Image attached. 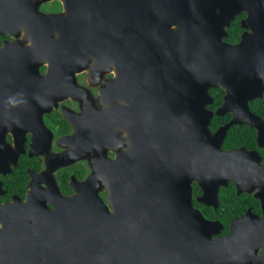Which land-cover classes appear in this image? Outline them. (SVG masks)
Wrapping results in <instances>:
<instances>
[{
	"label": "flooded vegetation",
	"instance_id": "af4514ba",
	"mask_svg": "<svg viewBox=\"0 0 264 264\" xmlns=\"http://www.w3.org/2000/svg\"><path fill=\"white\" fill-rule=\"evenodd\" d=\"M261 2L254 6L260 17L264 16V0ZM119 3L0 0V264H123L120 255H126L127 264H132L129 255L135 244L129 241L134 239H129V227L136 217L143 213L153 224L161 217L178 222V201L168 202L166 193L178 191L176 169L169 167L166 179L160 166L155 168L152 184L146 169V185L135 184L134 119L125 117L127 112L122 109L128 102L115 99L111 86L117 78L112 63L118 45ZM106 6L115 18L109 9L102 12ZM250 10L243 8L235 14L226 42L238 43L243 33L251 31L242 26ZM233 24L240 27L236 42L226 40ZM72 31L87 33L84 41L72 40ZM109 46L112 63L102 73L96 63ZM72 53L79 54L80 61L88 64L86 68L74 69ZM226 93L222 87L210 89V133L238 115L241 121L227 129L222 150L243 148L258 153L264 165V88L260 96L247 102L249 111L242 107L240 112L218 115ZM151 102L156 105L155 99ZM255 119L262 122L254 125L250 120L257 122ZM162 136L160 125L145 134L148 142H158ZM174 138L171 130L168 141ZM125 153L131 156L127 167L113 169V161ZM103 168L114 180L112 190L103 184ZM93 176L97 177L95 183L86 185ZM257 179L258 185L243 191L229 179L208 202L199 200L204 190L197 181L192 183L193 206L215 223L206 232L207 237L212 235L215 249L212 264H246L243 233L247 226L241 219L248 212L264 216V173ZM125 180L127 185H121ZM118 187L127 194L117 195ZM111 191L116 194L113 200L108 199ZM95 193L102 201L95 200ZM135 194H144L143 199ZM73 196L78 200L65 201ZM122 196L129 200H121ZM236 220L239 229L234 233ZM56 229L61 231L55 233ZM174 233L158 237L168 256L161 264H178V236ZM151 238L146 237L155 240ZM167 238L177 239L169 243ZM199 247L192 249L193 255H199ZM262 251L260 248L258 253Z\"/></svg>",
	"mask_w": 264,
	"mask_h": 264
},
{
	"label": "water",
	"instance_id": "95a60500",
	"mask_svg": "<svg viewBox=\"0 0 264 264\" xmlns=\"http://www.w3.org/2000/svg\"><path fill=\"white\" fill-rule=\"evenodd\" d=\"M119 2V20L115 23L118 45L113 49L115 60L112 63L109 46L108 52L100 56V63L97 62L96 66L102 73L107 64L112 63L116 67L117 78L111 82L114 97L128 102V107L122 110L127 112L124 114L127 119H134L135 184L146 185L149 178L146 169L151 173V184L155 168L159 166L165 172L166 179L170 173L169 167L172 166L178 172L177 193L176 190L172 193L166 191L168 202L178 201V222L161 217L158 224H153L143 213L136 217L129 227V233L132 234L129 239L134 238L129 241L135 244L134 251L129 255L131 263L161 264L168 256L161 250L159 243L162 241L158 237L173 231L174 236H178V264H197L196 258L199 259L198 264H212L211 257L215 249L210 239L212 235L207 237L206 232L215 223L208 221L193 206L192 183L197 181L201 185L204 194L199 200L208 202V198L215 197L219 186L227 185L229 179L235 180L240 191L250 190L258 185L257 176L264 173V165L260 164L258 153L243 148L231 151L221 148L227 129L234 123H240L238 115L211 134L209 124L212 113L207 108L213 102L210 89L214 87H222L227 91L223 104L217 110L218 115L229 110L240 112L242 107L249 111L247 102L261 95L264 88V16L254 13V6L262 2ZM243 8H252L249 17L242 24L251 31L243 33L238 43L226 42L224 39L228 36L227 28L231 20ZM108 9L112 14L109 6L103 7L102 12ZM86 35L87 33L72 31V40L84 41ZM72 57L76 71H81L88 65L80 61L78 53H72ZM73 72L74 70L71 71L72 75ZM152 99L156 100V105L151 102ZM127 119L125 118L126 122ZM255 121L257 122L250 120L254 125L262 122L259 119ZM159 125L163 135L160 141L148 142L146 132ZM171 130L177 140L174 138L168 141ZM130 157L128 153L118 155L113 161V169L116 165H126V168L131 161ZM106 172L107 169L103 168V184L112 190L114 180ZM249 178H253L251 183L248 182ZM96 179L93 176L85 184H94ZM120 184L124 186L127 182L125 180ZM157 191L161 193L159 189ZM122 193L126 195L127 191L118 187L117 195ZM95 195V200L102 201L98 193ZM115 195V191H111L108 199L113 200ZM135 195L137 198L142 197L141 199L144 196ZM66 200L77 201L78 198L73 196ZM87 200L94 199L88 197ZM121 200L129 198L122 196ZM242 220H245L247 226L246 233H243L246 234V264H264V216L260 218L248 212ZM165 222L172 223L169 225ZM232 229L234 233L238 232L239 220L232 223ZM59 231L61 230L56 229L55 233ZM149 235L155 240L146 239ZM176 239L167 238V242L171 243ZM150 243L158 245L149 246ZM194 247H199V255H193ZM260 248L263 251L259 254ZM184 252L188 253L182 255ZM119 257L123 259V264H127L126 255Z\"/></svg>",
	"mask_w": 264,
	"mask_h": 264
},
{
	"label": "trees",
	"instance_id": "16d2710c",
	"mask_svg": "<svg viewBox=\"0 0 264 264\" xmlns=\"http://www.w3.org/2000/svg\"><path fill=\"white\" fill-rule=\"evenodd\" d=\"M239 31L240 27L235 26V24L232 25L230 28V36L226 40L231 42H236L239 39Z\"/></svg>",
	"mask_w": 264,
	"mask_h": 264
}]
</instances>
